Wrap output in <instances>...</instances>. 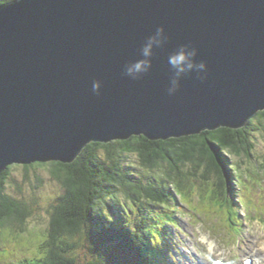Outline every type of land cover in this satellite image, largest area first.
<instances>
[{
  "label": "water",
  "instance_id": "95a60500",
  "mask_svg": "<svg viewBox=\"0 0 264 264\" xmlns=\"http://www.w3.org/2000/svg\"><path fill=\"white\" fill-rule=\"evenodd\" d=\"M153 47L152 68L125 67ZM181 45L207 65L168 94ZM99 81L98 92L93 82ZM264 112V0H16L0 5V176L73 164L92 143L244 129Z\"/></svg>",
  "mask_w": 264,
  "mask_h": 264
},
{
  "label": "trees",
  "instance_id": "16d2710c",
  "mask_svg": "<svg viewBox=\"0 0 264 264\" xmlns=\"http://www.w3.org/2000/svg\"><path fill=\"white\" fill-rule=\"evenodd\" d=\"M12 1L16 0H0V5ZM260 130L264 112L240 130L221 128L166 141L134 136L92 143L73 164L22 166L28 176L32 169L51 166L65 192L51 207L47 238L35 257L10 264H81L75 256L78 250L90 257L82 264H169L174 240L170 227L158 221L163 214L158 215L157 207L170 212L178 197H188L193 180L209 185L215 178L220 195L231 199V188L239 184L228 156L253 159L252 133ZM133 156L140 167L133 164ZM13 167L0 176V239L10 240L4 233L9 229L14 240L21 241L34 209L7 193Z\"/></svg>",
  "mask_w": 264,
  "mask_h": 264
},
{
  "label": "rangeland",
  "instance_id": "374dc122",
  "mask_svg": "<svg viewBox=\"0 0 264 264\" xmlns=\"http://www.w3.org/2000/svg\"><path fill=\"white\" fill-rule=\"evenodd\" d=\"M256 125L261 124L256 121ZM252 138L256 145L253 159L228 156L236 166L234 179L239 184L232 188L234 194L230 195L231 199L220 195L214 177L209 185L193 180L188 197H179L170 212H158V215L163 214L158 221L165 228L170 227L172 241L177 245L173 249L175 257L171 264H204L206 259L211 262L210 256L213 255L208 251L213 247L216 258L237 259V264H242L246 257H255L258 249L264 255V130L253 132ZM131 159L135 166L140 167L137 156ZM28 173L29 176L24 167L14 166L6 191L18 200L31 203L34 216L27 222L28 232L21 241L14 240L16 237L9 229L4 231L10 240L0 239V264L35 257V252L40 250L38 246L47 238L51 207L65 192L53 177L51 166L32 169ZM195 207L205 208L208 212L200 214ZM149 209L152 214L156 211L153 206ZM167 221H177L178 225L170 226ZM5 252L11 258L3 261ZM75 256L81 264L90 258L82 250H78Z\"/></svg>",
  "mask_w": 264,
  "mask_h": 264
},
{
  "label": "clouds",
  "instance_id": "9594fccd",
  "mask_svg": "<svg viewBox=\"0 0 264 264\" xmlns=\"http://www.w3.org/2000/svg\"><path fill=\"white\" fill-rule=\"evenodd\" d=\"M167 37L164 35V28L160 26L156 29L154 36L149 38L141 52L143 59H138L135 62L125 67L124 75L130 77L133 80L142 78L152 68L153 47L160 46L164 43ZM198 55L197 49L190 47L189 45H181L179 49L168 57V65L173 70V75L169 81L168 94L174 95L180 87L181 78L186 73H190L193 70L196 71L197 76L203 80L207 74V65L204 61H197ZM100 88V82H93V91L98 92Z\"/></svg>",
  "mask_w": 264,
  "mask_h": 264
},
{
  "label": "bare ground",
  "instance_id": "6f19581e",
  "mask_svg": "<svg viewBox=\"0 0 264 264\" xmlns=\"http://www.w3.org/2000/svg\"><path fill=\"white\" fill-rule=\"evenodd\" d=\"M204 133H205V132H204ZM195 136H196V135H195ZM185 137H186V136H185ZM180 138H182V137H180ZM170 139H171V138H170ZM162 141H163V140H162ZM231 189H232V188H231ZM232 191H233V190H232ZM233 192H234V191H233ZM178 198H179V197H178ZM195 208L197 209L198 212H200V214H205L206 212H208V211L205 210V208H204V209H203V208H199V207H195ZM160 210H161L160 207H157V211H156V212L158 213V212H160ZM203 263L206 264V263H205V260H203Z\"/></svg>",
  "mask_w": 264,
  "mask_h": 264
}]
</instances>
